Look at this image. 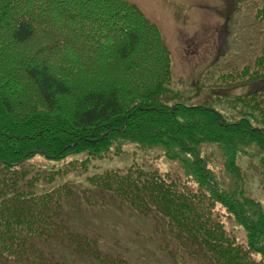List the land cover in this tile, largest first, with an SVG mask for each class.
<instances>
[{"label":"trees","instance_id":"1","mask_svg":"<svg viewBox=\"0 0 264 264\" xmlns=\"http://www.w3.org/2000/svg\"><path fill=\"white\" fill-rule=\"evenodd\" d=\"M255 17L264 37V7ZM171 60L158 27L128 1L0 0V264H52L44 247L58 245L62 259L125 264L70 230L64 202L78 186L50 185L57 170L36 161L136 152L177 164L190 186L155 170L106 172L81 188V210L105 205L98 190L160 218L210 264H264V208L243 186L246 168L264 170V50L233 82L250 88L232 101L234 120L179 101Z\"/></svg>","mask_w":264,"mask_h":264},{"label":"rangeland","instance_id":"2","mask_svg":"<svg viewBox=\"0 0 264 264\" xmlns=\"http://www.w3.org/2000/svg\"><path fill=\"white\" fill-rule=\"evenodd\" d=\"M136 5L144 16L155 24L167 47L171 60L170 87L179 92L178 100L190 105L215 109L229 120L237 119L233 100L244 96L250 88L233 82L240 80L246 67H251L264 50L261 24L255 14L264 7V0H125ZM263 31V30H262ZM151 153L143 159L141 152L122 155L108 154L95 157L83 165L82 156H71L64 163L36 165L56 171L50 185L72 182L78 186V195L65 200L64 217H70L69 228L77 234H86L97 240L103 254L124 260L125 264H210L201 253L192 252L178 240L165 223L149 212L141 214L109 194L97 190L98 202L104 206L81 210L83 186L89 177L106 172H125L130 167L167 173L172 179L186 184L177 164ZM74 162V163H73ZM73 163V165H72ZM264 170H245V193L259 201L264 208ZM173 180V181H174ZM76 186V187H77ZM105 198V199H104ZM222 223L234 236L238 245L246 246L243 229L222 210ZM99 240V241H98ZM58 243V242H57ZM65 245V243H64ZM44 247L46 255H53L52 264H96L85 260L62 259L65 246ZM57 262V263H56ZM121 262V261H120Z\"/></svg>","mask_w":264,"mask_h":264}]
</instances>
